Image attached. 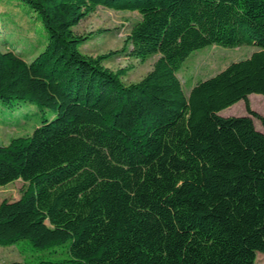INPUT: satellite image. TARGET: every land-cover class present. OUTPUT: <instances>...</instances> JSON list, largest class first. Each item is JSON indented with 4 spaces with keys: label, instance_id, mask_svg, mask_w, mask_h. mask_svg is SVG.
I'll list each match as a JSON object with an SVG mask.
<instances>
[{
    "label": "trees",
    "instance_id": "16d2710c",
    "mask_svg": "<svg viewBox=\"0 0 264 264\" xmlns=\"http://www.w3.org/2000/svg\"><path fill=\"white\" fill-rule=\"evenodd\" d=\"M47 41L31 61L0 49V101L55 110L0 144V245L68 243V264H255L264 252V0H25ZM136 10L122 49L99 55L75 26L98 6ZM255 44L186 94L178 71L196 49ZM144 62L126 83L106 61ZM132 68V66H130ZM128 67V69H130ZM244 100L246 115L221 111ZM11 264V263H8Z\"/></svg>",
    "mask_w": 264,
    "mask_h": 264
},
{
    "label": "rangeland",
    "instance_id": "374dc122",
    "mask_svg": "<svg viewBox=\"0 0 264 264\" xmlns=\"http://www.w3.org/2000/svg\"><path fill=\"white\" fill-rule=\"evenodd\" d=\"M140 18L136 10H116L100 5L74 28L79 34L92 33L82 49L88 54L99 55L122 49L133 24ZM47 35L39 13L29 2L0 0L1 50H14L31 61L44 49ZM255 50L257 46L253 43L234 47L211 44L194 50L178 71L185 93L189 94L201 79L215 75L234 61L249 57ZM158 56L152 55L141 62L129 54L127 46L126 51L106 61V64L114 71L126 68L122 72V79L130 83L142 79L152 69ZM249 103L254 110L264 115V94L252 93ZM247 113L244 100L221 111L225 116ZM54 115V109L39 104L19 101L16 106L9 108L0 101V144H8L13 137L30 134L42 118L52 119ZM253 120L256 127L264 132L261 120L257 116H253ZM28 187L29 183L23 179L0 186V204L6 199L20 198ZM68 243L37 248L28 239H21L13 245H0V264H68L71 257ZM255 264H264V252H257Z\"/></svg>",
    "mask_w": 264,
    "mask_h": 264
},
{
    "label": "crops",
    "instance_id": "0c3cea01",
    "mask_svg": "<svg viewBox=\"0 0 264 264\" xmlns=\"http://www.w3.org/2000/svg\"><path fill=\"white\" fill-rule=\"evenodd\" d=\"M250 95H251V94H250ZM250 95H249V96H250ZM232 106H233V105H232ZM230 107H231V106H230Z\"/></svg>",
    "mask_w": 264,
    "mask_h": 264
}]
</instances>
